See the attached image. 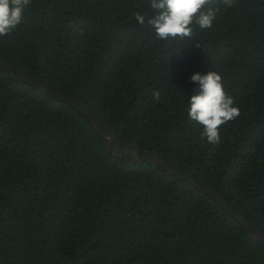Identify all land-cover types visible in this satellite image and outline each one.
I'll use <instances>...</instances> for the list:
<instances>
[{"label":"trees","instance_id":"trees-1","mask_svg":"<svg viewBox=\"0 0 264 264\" xmlns=\"http://www.w3.org/2000/svg\"><path fill=\"white\" fill-rule=\"evenodd\" d=\"M146 5L30 0L0 36V61L74 97L264 230V0H209L212 27L194 22L169 40L135 22ZM210 70L240 108L216 144L186 114L191 74ZM0 264H264V246L205 192L117 158L70 104L0 69Z\"/></svg>","mask_w":264,"mask_h":264},{"label":"clouds","instance_id":"clouds-1","mask_svg":"<svg viewBox=\"0 0 264 264\" xmlns=\"http://www.w3.org/2000/svg\"><path fill=\"white\" fill-rule=\"evenodd\" d=\"M30 0H0V36L9 34L22 22L24 10ZM209 0H147L148 11L133 13L135 22L149 25L157 39L169 40L192 34L195 22L200 29L211 28L216 11L206 5ZM151 12V14H149ZM192 94L187 97V118L201 126V136L209 143H219L220 126L240 115L234 98L223 87L222 76L216 70L193 72ZM153 99L160 92L153 90Z\"/></svg>","mask_w":264,"mask_h":264},{"label":"water","instance_id":"water-1","mask_svg":"<svg viewBox=\"0 0 264 264\" xmlns=\"http://www.w3.org/2000/svg\"><path fill=\"white\" fill-rule=\"evenodd\" d=\"M0 69L5 70L12 74L14 77L24 81L32 86H35L45 94L51 95L57 100H61L70 104L73 108H75L82 116L90 121L93 125L95 131L98 133L100 141L103 145L113 152V154L120 159L129 160L132 162H143L148 161L154 163L158 166H161L165 169L169 174L188 181L192 186L198 188L199 190L205 192L208 196L217 201V203L231 216L240 222V224L245 228L247 233L260 245L264 246V230L255 225L252 221L247 219L243 214L239 213L235 210L226 199L212 186L209 184L196 180L193 176L179 168L173 163L168 162L163 159L157 153L151 151H143L139 147L135 145H129L122 142L118 139L113 132L105 126L102 121L90 111V109L79 102L72 96L65 95L60 92H56L50 87L44 85L40 82L36 77L31 76L29 74H25L16 68H12L7 63L0 61ZM122 147H125L123 149ZM127 153H131V156Z\"/></svg>","mask_w":264,"mask_h":264}]
</instances>
